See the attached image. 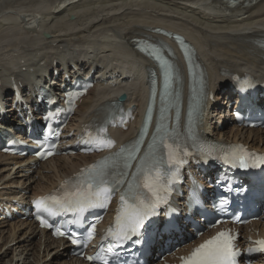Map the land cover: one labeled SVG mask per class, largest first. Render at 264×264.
Returning <instances> with one entry per match:
<instances>
[{
    "label": "bare ground",
    "instance_id": "bare-ground-1",
    "mask_svg": "<svg viewBox=\"0 0 264 264\" xmlns=\"http://www.w3.org/2000/svg\"><path fill=\"white\" fill-rule=\"evenodd\" d=\"M216 4V0H0V82L11 71L20 80L22 74L17 73L24 68L38 73L60 68L68 58L78 67L93 62L105 68L119 66L117 72L134 77L126 89L127 102L141 107L145 86L142 68L149 63L137 58L132 47L139 41L157 39L165 31H174L185 34L198 48L201 68L207 71L206 85L217 100L209 108L216 111L227 77L247 71L264 79V0L249 9L230 12ZM34 23L51 36L43 40L40 32L32 29ZM54 62L59 65L54 66ZM182 71L187 92L189 77L183 64ZM45 78L40 76L41 80ZM3 91L9 88L4 86ZM110 95L91 92L80 108L79 119L90 120L107 105ZM213 120L209 116L205 128L220 140L234 138L264 149L260 130L243 133L228 128L217 133ZM71 125L77 126L74 122ZM138 128L135 124L121 136L134 135ZM90 159L56 158L43 167L51 174L39 171L30 175L29 168L20 167L26 161L0 154V203L25 201L27 192L42 195ZM43 236L28 222H0V264H82L68 260L66 245L47 236L43 241Z\"/></svg>",
    "mask_w": 264,
    "mask_h": 264
},
{
    "label": "snow or ice",
    "instance_id": "snow-or-ice-1",
    "mask_svg": "<svg viewBox=\"0 0 264 264\" xmlns=\"http://www.w3.org/2000/svg\"><path fill=\"white\" fill-rule=\"evenodd\" d=\"M146 47L157 59H162L155 46L147 45ZM172 136L173 133L168 131L166 125L157 126L156 134L148 145V152L140 160L136 171L131 174V179L128 178L127 169L132 167L130 161L136 158L134 153L139 151L138 147L122 148L111 158V164L106 159L82 170L77 178L78 182L73 185L74 191H68L66 183L62 186L65 188L62 196H50L46 200L36 201L38 211H46L50 215H55L62 210L82 215L89 208L106 207L113 191L126 183L127 188L120 196L121 207L116 216V230L110 229L109 235L120 244L139 235V230L144 226L145 221L155 214V209L160 203L166 201L171 191L170 186L178 179L175 173L171 175L162 173L160 166L163 163L179 166L186 162L181 158L180 146L167 142ZM89 138L95 140L100 147L113 146V141L110 139L92 137L91 133H89ZM157 145L167 150L166 161L164 157L157 158L155 153ZM182 154L183 156L189 155L187 150H184ZM232 156L240 160L241 167H247L243 155H237L234 150ZM121 160L123 161L122 169L110 171V168H116L117 162ZM259 160L264 163V157ZM143 189H147L150 195H147ZM71 223H79V216ZM45 226L50 227L51 225L45 223ZM56 234L64 235L59 229ZM91 235L92 233L89 232V237ZM70 238L72 243H78L74 234ZM232 240L233 237L227 232H220L217 236L194 248L189 256L182 258L183 264H237L239 253L234 249ZM256 244L259 247L249 249V252H264V240L256 241ZM108 252H111V246ZM88 259L102 260L104 264H107L104 256L98 255Z\"/></svg>",
    "mask_w": 264,
    "mask_h": 264
},
{
    "label": "rangeland",
    "instance_id": "rangeland-1",
    "mask_svg": "<svg viewBox=\"0 0 264 264\" xmlns=\"http://www.w3.org/2000/svg\"><path fill=\"white\" fill-rule=\"evenodd\" d=\"M35 63H37V60L35 61ZM216 127V123H214V125H213V128H215ZM59 263H61V262H59Z\"/></svg>",
    "mask_w": 264,
    "mask_h": 264
}]
</instances>
